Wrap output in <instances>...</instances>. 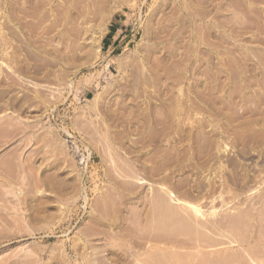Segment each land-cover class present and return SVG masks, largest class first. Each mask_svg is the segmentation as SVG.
Here are the masks:
<instances>
[{
    "label": "rangeland",
    "instance_id": "obj_1",
    "mask_svg": "<svg viewBox=\"0 0 264 264\" xmlns=\"http://www.w3.org/2000/svg\"><path fill=\"white\" fill-rule=\"evenodd\" d=\"M218 263L264 264V0H0V264Z\"/></svg>",
    "mask_w": 264,
    "mask_h": 264
},
{
    "label": "crops",
    "instance_id": "obj_2",
    "mask_svg": "<svg viewBox=\"0 0 264 264\" xmlns=\"http://www.w3.org/2000/svg\"><path fill=\"white\" fill-rule=\"evenodd\" d=\"M120 30L121 29L117 27L114 31H112L111 37L108 38L110 40V42L108 43L109 48H115L120 45L119 42H121V40L123 39H119Z\"/></svg>",
    "mask_w": 264,
    "mask_h": 264
},
{
    "label": "bare ground",
    "instance_id": "obj_3",
    "mask_svg": "<svg viewBox=\"0 0 264 264\" xmlns=\"http://www.w3.org/2000/svg\"><path fill=\"white\" fill-rule=\"evenodd\" d=\"M242 218V217H241ZM235 219V218H234ZM233 221V220H232ZM235 221V220H234ZM239 221V220H238ZM240 221H241V219H240ZM236 223V222H235ZM241 223V222H240ZM239 223V224H240ZM231 226V228L233 227V225L232 224H230ZM237 226V225H236ZM233 228H235V227H233ZM237 228H240V227H237ZM235 231V230H234ZM237 231H239V230H237ZM235 233H237L236 231H235ZM239 233H240V231H239ZM239 233H237V234H239ZM233 234V233H232ZM233 236V235H232ZM236 236V235H235ZM239 238V237H238ZM241 238V237H240ZM234 239H235V237H234ZM242 239V238H241ZM236 240V239H235ZM238 240V239H237ZM236 240V241H237ZM244 242V241H243ZM250 247V246H249ZM252 247V246H251ZM254 248V250H255V247H253ZM246 249H248V248H246ZM251 249V248H250ZM246 253H247V251H246ZM251 253V252H250ZM253 253V252H252ZM248 255H250V254H248ZM238 258V257H237ZM241 259V258H240ZM223 260V259H222ZM220 262V261H219ZM226 262V261H225ZM239 262V261H238ZM246 262V261H245ZM228 263V262H227ZM241 263H242V261H241ZM243 263H244V261H243ZM247 263V262H246ZM219 264V263H218ZM223 264V263H222Z\"/></svg>",
    "mask_w": 264,
    "mask_h": 264
}]
</instances>
